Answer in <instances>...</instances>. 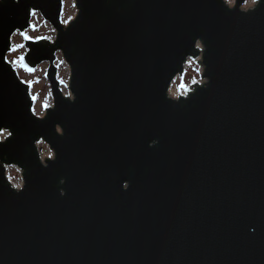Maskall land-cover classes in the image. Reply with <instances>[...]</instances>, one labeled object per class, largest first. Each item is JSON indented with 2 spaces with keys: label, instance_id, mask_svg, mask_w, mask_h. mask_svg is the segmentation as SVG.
<instances>
[{
  "label": "water",
  "instance_id": "obj_1",
  "mask_svg": "<svg viewBox=\"0 0 264 264\" xmlns=\"http://www.w3.org/2000/svg\"><path fill=\"white\" fill-rule=\"evenodd\" d=\"M75 4L65 25L64 0H0V264H264V0ZM35 13L54 41L24 37ZM191 60L204 81L174 97Z\"/></svg>",
  "mask_w": 264,
  "mask_h": 264
},
{
  "label": "rangeland",
  "instance_id": "obj_2",
  "mask_svg": "<svg viewBox=\"0 0 264 264\" xmlns=\"http://www.w3.org/2000/svg\"><path fill=\"white\" fill-rule=\"evenodd\" d=\"M235 3V0L232 4ZM231 4V5H232ZM247 5V6H246ZM244 8L252 7L251 0L245 3ZM77 13V8L75 0H64V11H63V22L67 23L75 17ZM34 27L26 32L27 39L39 40L47 38L54 41L56 37V30L45 21L40 13H36L32 19ZM27 53V48L25 47V40L19 32H17L13 38V51L9 56V60L14 63L21 64V57H24ZM58 66V78L61 82V89L66 95L71 96L69 90V81L71 76V70L69 65L65 62L62 55L59 54L56 61ZM48 63L41 64L36 71L28 72L25 68L21 67L19 70V75L22 80L31 85L30 90L32 96L35 99L34 112L38 116H43L46 113V109L53 105V96L51 92V87L47 78ZM202 79V67L194 60H191L188 64L185 74L182 77H178L171 87V91L174 97H178L179 94H186V88H190L192 84L201 83ZM47 106V107H45ZM42 158L53 157L54 153L46 143L42 142L39 144ZM49 152L52 153L49 156ZM9 179L13 182V185L22 184V171L17 166H11L8 168Z\"/></svg>",
  "mask_w": 264,
  "mask_h": 264
},
{
  "label": "snow or ice",
  "instance_id": "obj_3",
  "mask_svg": "<svg viewBox=\"0 0 264 264\" xmlns=\"http://www.w3.org/2000/svg\"><path fill=\"white\" fill-rule=\"evenodd\" d=\"M227 2L229 3V4H232L233 2H234V0H227ZM248 2V0H245V3H247ZM259 2V0H251V4L252 5H256L257 3ZM21 60L23 59V57H21L20 58ZM45 107H47V106H45ZM8 135H12L11 133H8ZM52 155V153L51 152H49V156H51ZM16 187H20V185H16ZM125 187H127V185H125Z\"/></svg>",
  "mask_w": 264,
  "mask_h": 264
},
{
  "label": "built area",
  "instance_id": "obj_4",
  "mask_svg": "<svg viewBox=\"0 0 264 264\" xmlns=\"http://www.w3.org/2000/svg\"><path fill=\"white\" fill-rule=\"evenodd\" d=\"M13 65H14V67H15L17 70H20V67H19V64H18V63H14Z\"/></svg>",
  "mask_w": 264,
  "mask_h": 264
},
{
  "label": "bare ground",
  "instance_id": "obj_5",
  "mask_svg": "<svg viewBox=\"0 0 264 264\" xmlns=\"http://www.w3.org/2000/svg\"><path fill=\"white\" fill-rule=\"evenodd\" d=\"M233 5V4H232ZM247 6V5H246ZM248 7H246V9H247ZM65 25H67L69 22H67V23H65V22H63ZM173 95V94H172Z\"/></svg>",
  "mask_w": 264,
  "mask_h": 264
},
{
  "label": "flooded vegetation",
  "instance_id": "obj_6",
  "mask_svg": "<svg viewBox=\"0 0 264 264\" xmlns=\"http://www.w3.org/2000/svg\"><path fill=\"white\" fill-rule=\"evenodd\" d=\"M18 32L23 35V33L21 31H18ZM25 70L28 71L27 69H25Z\"/></svg>",
  "mask_w": 264,
  "mask_h": 264
}]
</instances>
